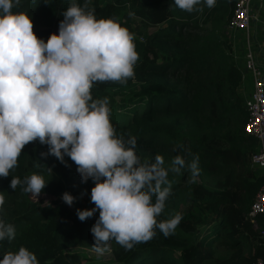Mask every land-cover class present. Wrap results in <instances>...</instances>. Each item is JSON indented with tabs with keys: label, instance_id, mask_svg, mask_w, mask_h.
<instances>
[{
	"label": "trees",
	"instance_id": "1",
	"mask_svg": "<svg viewBox=\"0 0 264 264\" xmlns=\"http://www.w3.org/2000/svg\"><path fill=\"white\" fill-rule=\"evenodd\" d=\"M237 2L0 0V264H89L97 240L113 264L264 256ZM53 31L73 47L51 63Z\"/></svg>",
	"mask_w": 264,
	"mask_h": 264
},
{
	"label": "built area",
	"instance_id": "2",
	"mask_svg": "<svg viewBox=\"0 0 264 264\" xmlns=\"http://www.w3.org/2000/svg\"><path fill=\"white\" fill-rule=\"evenodd\" d=\"M250 2L251 0H238L227 24L229 33L237 30L248 33L252 20ZM141 40L143 39L141 38ZM55 41L58 43V46L53 48L52 44ZM72 47L73 40L71 38L68 36H58L53 32L48 47L49 62L53 63L55 61V56L59 51L68 53L72 50ZM245 68L252 73L253 91L249 98L245 99L247 121L244 129L256 141L255 149L251 155V162L257 170H263L264 172V75L261 72L260 65L257 63L256 55L250 49L245 54ZM249 218L250 223L255 229H259L257 226L258 218H262L264 221V185L254 198ZM259 232L264 244V227ZM254 264H264V256L259 258Z\"/></svg>",
	"mask_w": 264,
	"mask_h": 264
},
{
	"label": "rangeland",
	"instance_id": "3",
	"mask_svg": "<svg viewBox=\"0 0 264 264\" xmlns=\"http://www.w3.org/2000/svg\"><path fill=\"white\" fill-rule=\"evenodd\" d=\"M250 8L253 14H255L256 16L255 21L253 20V18L251 20L250 33L252 36L254 34L257 40H261L263 38V33L260 30H255V27L262 26V28L264 29V0H251ZM121 16L122 18L128 19L131 22H133L134 25L136 24L138 25V22L134 19L133 16L129 14V12L126 9L122 10ZM240 31L241 30L235 31V34L240 33ZM53 32L57 34L56 31ZM233 33L234 32H230V35L232 36ZM236 39H238V41H236ZM234 40L236 41L235 45L237 46L238 49L240 48L242 49L246 47V39L244 36L241 38L234 36ZM53 44H52L53 48H56L58 46V43L56 41ZM252 50L254 53L257 50L253 39H252ZM76 154L77 151L73 149V151L69 152V156L64 159L65 163H67L70 168H78V166L80 165L75 160ZM32 197L35 200L38 198H42L45 201V198L43 196H40V194H38L37 191L35 190H32ZM79 208L81 211H84L83 205H80ZM259 231H261V229ZM108 243H109L108 241L105 242L103 240H97L84 247H79L78 249L74 250V252L83 255L86 259H88L89 264H113V261L107 255ZM173 249L175 252H178L180 250V247L175 246ZM215 252H216V258L224 257L227 254V250H225V248H216Z\"/></svg>",
	"mask_w": 264,
	"mask_h": 264
},
{
	"label": "crops",
	"instance_id": "4",
	"mask_svg": "<svg viewBox=\"0 0 264 264\" xmlns=\"http://www.w3.org/2000/svg\"><path fill=\"white\" fill-rule=\"evenodd\" d=\"M251 11V10H250ZM251 15L253 20L255 21L256 16L255 14H253V12L251 11ZM255 30H260L263 33V38L261 40H257L256 36L253 34V36L250 33V27L248 29V33H246L245 31L240 33L235 34V32L232 34L231 36V40L233 42V53H232V59L235 63V65L240 69V71L242 72V83L241 86L239 88V93L242 96V98L245 100L247 98H249L250 94L253 91V76L252 73L247 70L245 68V54L247 52L248 49H250L252 52V39L255 42L256 45V51H255V55L257 57V63L260 65L261 67V72L264 75V29L262 28V26H256ZM234 36L236 37H245L246 39V47L244 48H240L238 49L237 46L235 45V42L238 41V39H236V41L234 40ZM260 174L264 175L263 170H258Z\"/></svg>",
	"mask_w": 264,
	"mask_h": 264
}]
</instances>
